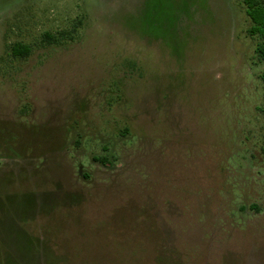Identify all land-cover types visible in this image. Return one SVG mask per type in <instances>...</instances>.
<instances>
[{"label":"rangeland","instance_id":"rangeland-1","mask_svg":"<svg viewBox=\"0 0 264 264\" xmlns=\"http://www.w3.org/2000/svg\"><path fill=\"white\" fill-rule=\"evenodd\" d=\"M263 26L264 0H0V264H264Z\"/></svg>","mask_w":264,"mask_h":264},{"label":"trees","instance_id":"trees-1","mask_svg":"<svg viewBox=\"0 0 264 264\" xmlns=\"http://www.w3.org/2000/svg\"><path fill=\"white\" fill-rule=\"evenodd\" d=\"M78 23L81 24L80 21H78ZM74 31H75V28H74ZM70 34L71 32L67 30L60 31L57 34H54L52 32H45L43 34L41 41L46 46L59 45L65 37H68V39H72ZM263 34H264V26H263ZM257 49H258L257 52H260L259 51L260 49L264 50V35H263L262 43L259 44V47ZM9 50H10L11 58H13L14 60H20V59H25L30 55L31 46L23 42L17 41V42L10 44ZM259 58L261 61H264V54L263 53L259 54ZM261 79L264 82V72L261 75ZM93 159L97 160L96 158H93ZM98 161L106 164L107 158L102 157ZM243 211H244V208H243Z\"/></svg>","mask_w":264,"mask_h":264}]
</instances>
